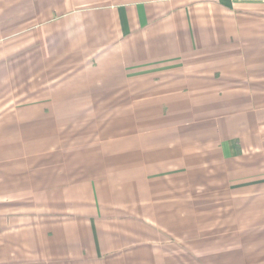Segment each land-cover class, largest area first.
Returning a JSON list of instances; mask_svg holds the SVG:
<instances>
[{
    "label": "crops",
    "instance_id": "obj_1",
    "mask_svg": "<svg viewBox=\"0 0 264 264\" xmlns=\"http://www.w3.org/2000/svg\"><path fill=\"white\" fill-rule=\"evenodd\" d=\"M0 264H264V0H0Z\"/></svg>",
    "mask_w": 264,
    "mask_h": 264
}]
</instances>
